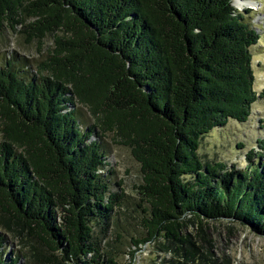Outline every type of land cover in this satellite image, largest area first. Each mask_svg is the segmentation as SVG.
Here are the masks:
<instances>
[{
	"label": "trees",
	"instance_id": "obj_1",
	"mask_svg": "<svg viewBox=\"0 0 264 264\" xmlns=\"http://www.w3.org/2000/svg\"><path fill=\"white\" fill-rule=\"evenodd\" d=\"M245 11L233 0H0V34L53 40L40 60L0 63V205L49 250L46 264H120L95 230L124 199L101 173L107 134L141 167L149 209L136 243L163 235L193 259L187 220L264 234V162L253 151L239 172L200 154L206 135L248 121L262 98L260 34ZM5 244L0 234V264H18Z\"/></svg>",
	"mask_w": 264,
	"mask_h": 264
},
{
	"label": "rangeland",
	"instance_id": "obj_2",
	"mask_svg": "<svg viewBox=\"0 0 264 264\" xmlns=\"http://www.w3.org/2000/svg\"><path fill=\"white\" fill-rule=\"evenodd\" d=\"M237 1L243 3L242 7ZM233 5L240 11L250 10L245 16L260 34L252 52L255 89L262 98L253 105L248 121L231 120L206 135L201 141L200 154L205 162H221L230 170L240 172L251 164L248 155L253 151L256 155L253 161L264 162V0H233ZM52 44V37L45 38L40 48L37 42L26 43L18 35L2 33L0 63L11 55L40 60ZM81 110L83 120L91 126L94 119L86 108ZM99 140L105 147L108 164L101 173L110 191L124 197L108 226L95 228L102 252L117 256L120 264H264V234L254 231L249 223L234 222L230 218L208 219L202 226L187 220L183 233L189 234L196 244L193 259L184 256L185 250H192L188 244L180 245L163 235L136 243V239L147 237L143 218L149 209L138 189L143 182L140 164L128 147L115 142L113 135H104ZM259 154L263 155L262 159ZM0 234L6 236V257L16 252L20 255L18 264H46L49 250L41 241L29 236L28 230L9 217L1 205Z\"/></svg>",
	"mask_w": 264,
	"mask_h": 264
},
{
	"label": "bare ground",
	"instance_id": "obj_3",
	"mask_svg": "<svg viewBox=\"0 0 264 264\" xmlns=\"http://www.w3.org/2000/svg\"><path fill=\"white\" fill-rule=\"evenodd\" d=\"M240 1H241V0H240ZM236 4H237L238 6H240V7H242V5H243V3H242V2H239V1H237Z\"/></svg>",
	"mask_w": 264,
	"mask_h": 264
},
{
	"label": "water",
	"instance_id": "obj_4",
	"mask_svg": "<svg viewBox=\"0 0 264 264\" xmlns=\"http://www.w3.org/2000/svg\"><path fill=\"white\" fill-rule=\"evenodd\" d=\"M188 216L191 217V215H188ZM206 220H207V219H205V221H206ZM205 221H204V222H205ZM204 222H203V224H204Z\"/></svg>",
	"mask_w": 264,
	"mask_h": 264
}]
</instances>
